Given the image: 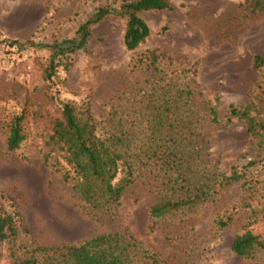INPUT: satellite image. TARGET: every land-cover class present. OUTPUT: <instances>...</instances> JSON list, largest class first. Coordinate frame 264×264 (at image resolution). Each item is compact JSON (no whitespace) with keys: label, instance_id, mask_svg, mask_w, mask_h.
Returning a JSON list of instances; mask_svg holds the SVG:
<instances>
[{"label":"rangeland","instance_id":"374dc122","mask_svg":"<svg viewBox=\"0 0 264 264\" xmlns=\"http://www.w3.org/2000/svg\"><path fill=\"white\" fill-rule=\"evenodd\" d=\"M122 1L0 0V206L22 218L17 237L0 244V264L36 246L107 233L135 240L133 264H264V249L242 258L230 248L234 235L264 230V138L225 115L230 104H256L262 73L252 56L264 58V11L252 12L247 0H170L169 9L140 13L150 33L127 50ZM103 6L117 12L91 26L84 50L57 56L52 68L50 46L76 38ZM148 51L159 55L155 71L139 62ZM146 80L158 81L156 88L170 80L193 90L192 102L182 98L174 109L178 118L189 114L192 129L180 165L162 167L154 159L139 167L118 206L94 209L61 178L65 163L48 144L53 123L62 103L74 101L89 106L97 128L107 131L111 115L134 110V89ZM208 102L219 122L209 120ZM19 115L25 138L10 150L5 140ZM231 172L242 176L219 185L218 175ZM195 190L210 196L161 218L149 216L158 196ZM229 213L232 219L219 224Z\"/></svg>","mask_w":264,"mask_h":264},{"label":"trees","instance_id":"16d2710c","mask_svg":"<svg viewBox=\"0 0 264 264\" xmlns=\"http://www.w3.org/2000/svg\"><path fill=\"white\" fill-rule=\"evenodd\" d=\"M247 5L252 12L264 11V0H247ZM170 7V0L122 1L119 13L125 17L122 41L125 48L136 49L150 33L147 23L140 16L141 12ZM116 12L108 6L99 7L78 27L76 38L50 46L51 67H54L57 56L84 50L91 26ZM158 57L154 51H148L139 62H145L148 71H155ZM252 64L262 73L255 106L253 109L249 106L239 108L230 104L225 115L228 121L232 118L243 121L246 131L261 141L264 138V58L254 54ZM157 83L146 80L144 85L134 89V110L125 116L117 115V112L111 115L108 122L112 123V127H108L107 131L100 132L97 128L89 106L78 105L74 101L62 103L61 115L53 123L48 144L65 163V167L59 168L63 181L71 184V189L92 208L111 211L118 206L122 196L136 181L139 167L154 162L156 158L161 161L162 167L178 169L183 143L189 139L192 129L189 114L178 118L174 109L179 107L182 98L185 104L192 102L193 90L189 86L176 87L170 80L163 81L156 88ZM207 115L211 122H219L218 112L211 102L207 104ZM22 118V115L14 117L10 125L5 140L10 150L18 148L25 138L20 126ZM138 138L140 145L136 142ZM241 176L237 172L229 175L220 173L219 185L230 184ZM174 192L177 191L155 199L148 209L151 218H161L184 207L195 206L210 196L208 190L183 192L180 196ZM232 217L233 214H225L219 224L226 225ZM21 224L19 211H7L0 206V244L13 241ZM138 248L132 237L107 233L80 242L36 246L27 255L13 259L11 264H133ZM230 248L242 258H251L256 251L264 249V230H246L234 235Z\"/></svg>","mask_w":264,"mask_h":264}]
</instances>
